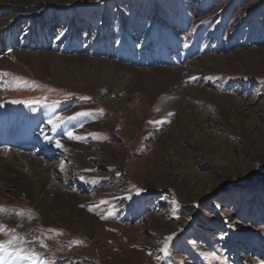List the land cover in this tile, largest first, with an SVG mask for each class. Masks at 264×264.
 Wrapping results in <instances>:
<instances>
[{
  "label": "rangeland",
  "instance_id": "374dc122",
  "mask_svg": "<svg viewBox=\"0 0 264 264\" xmlns=\"http://www.w3.org/2000/svg\"><path fill=\"white\" fill-rule=\"evenodd\" d=\"M69 1L75 0H0V22L11 23L0 36L13 42L11 31L31 32L27 41L40 43L49 34L47 41L56 45L31 50L88 54L146 70L170 66L169 59L183 70L202 60L227 62L224 69L185 80L184 87L211 94L212 100L190 101L197 108L193 123L216 117L207 136L193 125L171 137L174 118L164 122L160 110L146 111L127 99L124 108L136 126L127 137L119 114L103 105L104 96L42 82L17 61L18 70L1 75L0 117L37 122L36 133L60 138L73 127L82 138L75 143L85 151L88 168L76 171L69 166L80 163L41 151L39 140L21 142L26 155L51 165L49 184L80 201L73 217L82 224L78 229L67 234L36 226L35 235L47 245L38 256L45 264H264V0ZM48 106L53 113L43 119ZM215 134L232 148L215 144ZM107 160L119 166L117 174ZM26 203L19 196L18 208L30 210ZM89 219L93 231L86 237L83 222ZM12 236L0 232L1 238ZM168 236L173 240L165 256L161 242ZM78 245L88 258L66 256Z\"/></svg>",
  "mask_w": 264,
  "mask_h": 264
},
{
  "label": "bare ground",
  "instance_id": "6f19581e",
  "mask_svg": "<svg viewBox=\"0 0 264 264\" xmlns=\"http://www.w3.org/2000/svg\"><path fill=\"white\" fill-rule=\"evenodd\" d=\"M14 1L25 4L36 0ZM57 1L62 2V0ZM75 1H69L68 4H72ZM8 19L0 22V33L4 31L2 30L3 28L9 30L8 26L11 23H9ZM52 22H54L53 19ZM47 23L49 26L52 24L50 22ZM51 27L47 29L50 30ZM30 35L31 32L16 33L11 31V37L13 38L14 36L13 42L0 36L1 73H10L18 70L17 65L14 64L17 61L29 67L42 82H48L58 88L72 89L73 91L98 98L104 96L103 105L110 106L111 111L119 114V126L123 127V125H126L123 131L127 137L132 136L136 130L135 122L132 119L133 115L127 111L128 109L124 108L127 99L136 101L139 103L138 106L146 109V111L151 108L156 111L160 110L164 122H169L174 118L175 123L171 124V137H173L177 129L182 130L193 125L198 126L206 136L214 133L211 121L216 119L215 116L196 119L194 123V118L191 117L196 114L197 108L190 101L194 103L207 97L212 100L211 94L204 89L187 88L184 85H186L185 80L188 77H194L200 73L207 75L217 66L224 69L223 66L227 61L217 59L216 66L215 64L208 65L202 60L193 70L185 69L188 72L187 75L184 72L185 70L177 67L176 60L173 61L172 59L168 60L170 66L156 64V66L146 70L105 58H91L88 54L58 55L52 50L41 49L40 51H34L31 50V46H49L47 47L49 49L56 45L57 42L47 41L45 36L49 34H45L40 43L27 41L30 39ZM235 64L231 63L233 68H236ZM3 81H5V78L0 75V104L3 102ZM120 96H122L121 100L119 102L116 101ZM116 102V106L111 107L110 104ZM175 112L177 113L176 116H174ZM52 113L53 108L48 106L44 109L42 118H49ZM239 115L242 116L241 114ZM55 123L47 122L49 125H54ZM38 125L39 123L37 122L26 123L25 120H19L13 116L0 117V146L3 145L5 147H0V207L5 209V214L0 215V225L3 226L0 232L3 229L7 232H12L14 228L15 232L13 235L22 238L17 243L25 249L24 255L30 258L38 256V253L45 249L41 248L39 243H33V241L40 240L34 232L37 225H40L41 228H60L69 234L73 229L81 227L82 224L79 226L73 220V217L79 216L80 213L77 208V203H80L79 199L75 195L69 194V192H62L61 185L49 184V180L53 179L51 165L45 164L43 160L26 155L24 153V145L21 142L37 139L39 140L37 143L44 144L45 149L42 146L41 151L45 153H61L62 162L70 163L74 159L75 164L77 162L81 164V168L76 165H70L69 167H72V169L76 171L79 169L80 171L88 168L84 163V149L75 143L76 139L70 140L67 136L68 132H72L73 136L76 137V130L73 127L69 128L67 126L65 130L63 129L61 133L63 138L62 136L60 138L55 136L54 133L51 134V132L45 134L46 130L38 131L39 134L36 133L34 129L39 128ZM183 137L184 141L190 142L187 136ZM212 138L215 144H228L232 148L233 144L227 142L225 137L215 134ZM56 141H60L64 147L57 148ZM206 141L203 138L202 142L205 143ZM69 157H72V159L65 160ZM107 161L110 163V167H115V173L117 174L120 169L116 167L119 166L113 161ZM25 167L26 170L24 171ZM19 196L27 199L26 204L30 210L25 211L18 208ZM16 212L23 213V217L16 216ZM29 214H32L31 220L27 219ZM89 221L83 222L86 237H91L93 231V227H91L92 221L90 219ZM69 229L71 230L69 231ZM8 239L0 237V241ZM83 250V247L78 245L77 248L73 247L70 249L66 256L69 258L70 255H78L82 258H88L83 254ZM4 264H31V259L17 260L14 256L7 257L4 260ZM36 264H45V262L40 258L36 261Z\"/></svg>",
  "mask_w": 264,
  "mask_h": 264
},
{
  "label": "snow or ice",
  "instance_id": "6c2138e0",
  "mask_svg": "<svg viewBox=\"0 0 264 264\" xmlns=\"http://www.w3.org/2000/svg\"><path fill=\"white\" fill-rule=\"evenodd\" d=\"M0 75L3 76H7L8 73H2ZM69 96L71 94H68ZM45 99H47L45 97ZM87 99V98H85ZM90 113H79V116H86L89 115ZM60 119V118H57ZM69 120L74 119L73 117H69ZM55 126V125H54ZM68 138L71 139H76V140H80L82 139L81 137H74L72 132H68L67 133ZM56 147L57 148H63L64 146L61 144L60 141H56ZM138 193L140 190H137ZM5 214V209L0 207V215ZM16 216H20L23 217V213L21 212H16L15 213ZM27 219L31 220L32 219V214H29ZM3 226L0 225V229H2ZM12 232H15V229H12ZM62 233H57V235H60ZM22 238L13 235L11 238H9L8 240L5 241H0V264H4V260L7 257H15V259L17 260H28L31 259V264H36V261L40 259L39 256H33V257H28L27 255H24L25 249H23L22 246H20V244H18L17 242L20 241ZM173 240L172 236H168L166 237L161 243L163 245V247L160 249L161 252L164 253L165 256H168V249H169V244L170 242ZM33 243H39L41 248H47V245L42 241V240H36L33 241ZM149 255H152L151 253H149ZM157 260H160L161 257L157 256L156 257Z\"/></svg>",
  "mask_w": 264,
  "mask_h": 264
}]
</instances>
